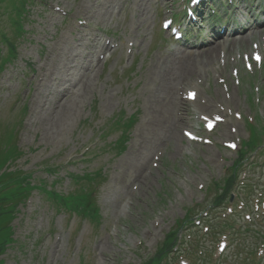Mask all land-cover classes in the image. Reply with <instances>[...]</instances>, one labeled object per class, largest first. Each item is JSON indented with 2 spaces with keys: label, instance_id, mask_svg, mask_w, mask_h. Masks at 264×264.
I'll use <instances>...</instances> for the list:
<instances>
[{
  "label": "rangeland",
  "instance_id": "rangeland-1",
  "mask_svg": "<svg viewBox=\"0 0 264 264\" xmlns=\"http://www.w3.org/2000/svg\"><path fill=\"white\" fill-rule=\"evenodd\" d=\"M188 5L189 0H0V62L8 60L0 66V141H10L16 129L20 156L9 170L31 174L36 185L19 200L12 222L17 242L1 257L4 264H145L168 233L214 203L213 183L223 191L232 172L221 178L250 133L244 159L255 150L259 159L242 166L240 178L260 186L262 177L264 185V60L260 65L250 58L264 37L256 31L264 0H220L204 26L188 18ZM170 18L175 22L164 30ZM182 25L193 32L185 40L182 29L185 35L176 40L173 30ZM242 26L247 29L238 35ZM224 35L229 39L217 38ZM192 43L198 48L190 53L213 48L215 55L183 83L173 59L188 56ZM249 58L252 69L246 67ZM201 61H195L198 68ZM85 76L91 89L75 101ZM183 86L188 102L175 109ZM67 101L71 107L64 115ZM258 142L262 146L255 149ZM1 148L0 165L7 151ZM89 174L94 181L88 182ZM47 192L91 193L96 218L58 206ZM206 222L180 229L184 236L166 261L190 263L185 252L192 235L200 240L193 251L221 259L209 264H247L233 256L231 237L225 255L217 250L219 237L199 238ZM239 225L249 259L264 264L263 248L254 253L264 229L252 225L245 232L243 221Z\"/></svg>",
  "mask_w": 264,
  "mask_h": 264
},
{
  "label": "trees",
  "instance_id": "trees-1",
  "mask_svg": "<svg viewBox=\"0 0 264 264\" xmlns=\"http://www.w3.org/2000/svg\"><path fill=\"white\" fill-rule=\"evenodd\" d=\"M16 52L17 49L14 50L13 54H15ZM16 136V129H13L9 136L10 141L3 142V138L2 142L0 141V146L7 149L6 154H3V163L0 165V264H4V258L1 257L7 253V249L12 244L17 242L15 239V231L13 230L12 222L14 221L16 211L19 210L18 206L19 204H21L19 200L22 198L26 199V197H28L29 195L28 193L36 188V185L32 184L33 178L31 174H28L26 172L24 173L20 170H9V167L12 166V162L14 161V159H17L20 156L18 146L15 144ZM239 156L240 158H238V160L232 166L233 174H231L228 177V180L224 182L223 191L219 192L218 187L220 183L218 181L213 183V187H216V193L213 195L214 204L212 205V209H210V215L209 213L206 215V217L210 216V219L208 218V220H214L216 218L214 216V214L216 215V211L213 208H216L218 205L224 204L225 201L228 200L229 189L233 187L237 180L236 172L238 171L239 166H242L244 163L245 151H243ZM89 181H94L93 174H89L88 182ZM237 185L239 186V183H237ZM253 187L254 185L250 183L243 184L242 188L245 191L243 193L244 197L247 195V192L250 193L251 190H254ZM47 193L55 199L58 206L61 205L68 210L70 209L73 212L89 219L96 218L98 209L95 207V205L90 203V199H92L91 193L90 197L86 194H76L65 197L54 192ZM5 195L7 197L4 198L3 196ZM237 218L238 217L236 213H234L233 215L229 214V216L227 214H224L219 218L216 225L210 227L209 233L207 235H199V238L205 237L209 239L214 236L213 239H215L221 233L217 231H223L228 227L234 231V227L231 226L230 223ZM190 220L191 218L189 216V218L185 219L182 225L177 227V229L173 230L172 232L168 233L165 240L161 244L163 246L158 248L154 257L146 261L145 264H163V260L167 257V253L170 251L171 247L177 245L176 241L179 239V230L187 227V223ZM245 223L247 226L252 225V221L249 222L248 220H245ZM190 224H192V222H190ZM231 236L233 237L232 252L236 261L243 256L242 262L245 261L247 264H249L250 259L247 252H245V248H242V241L234 235ZM261 236L264 238L263 234ZM199 243L200 240L197 237L194 240H187L188 245L194 246L195 244L199 245ZM188 253L192 255L191 251H188ZM193 262V264H200L201 262H206L209 264L212 261L208 256L203 257L202 255L196 253Z\"/></svg>",
  "mask_w": 264,
  "mask_h": 264
},
{
  "label": "bare ground",
  "instance_id": "bare-ground-1",
  "mask_svg": "<svg viewBox=\"0 0 264 264\" xmlns=\"http://www.w3.org/2000/svg\"><path fill=\"white\" fill-rule=\"evenodd\" d=\"M239 34H241L240 32H239ZM218 36V35H217ZM216 36V37H217ZM225 36H223V38H224ZM238 37V39H239V36H237ZM225 39H229V37H225ZM237 39V38H236ZM217 43V42H216ZM214 44V43H213ZM216 45H218V44H216ZM194 48H197V45H196V43H192V44H190V46L185 50L186 52H189V54H188V56H185L184 54H182V55H180V58H174L173 59V61H175L177 64H179V66L181 67V69H182V73H180V75H181V77L179 78V80L180 81H182L183 83L186 81V80H189L191 77H192V74H191V72H193V73H195L197 70H200V69H202L206 64L205 63H207V61H209V60H212V59H214V50H211V49H213V48H211V47H209V48H211L210 50H208V53L205 51V52H203L202 54H200L199 52H198V55L197 54H195L194 52L193 53H190V52H192L193 50H194ZM208 49V48H207ZM187 50H189V51H187ZM104 51V46H102L101 47V50H100V52L102 53ZM183 52V51H182ZM181 52V53H182ZM184 56V57H183ZM201 61L202 63H203V66L201 67V68H198L197 67V65L195 64V61ZM169 61H171V60H169ZM178 66V65H177ZM158 67V66H157ZM180 67L178 68V69H180ZM154 68V67H153ZM171 69L172 68H174L173 67V65L170 67ZM170 68H169V70H170ZM210 68V67H209ZM175 69V68H174ZM167 71V70H166ZM173 71V70H172ZM176 72H177V70H175ZM165 72V71H164ZM152 73V72H151ZM172 73V72H171ZM169 74V73H168ZM177 74H179V72H177ZM162 76H163V74H162ZM174 76V75H173ZM170 77H171V75H170ZM160 78V77H159ZM161 78H163V77H161ZM167 78V77H166ZM192 78H194V77H192ZM156 79V78H155ZM169 79V78H168ZM172 80V79H171ZM170 80V81H171ZM176 81V80H175ZM169 82V81H168ZM172 82H174V81H172ZM162 83L164 84V85H168L167 84V81H165V79L163 78L162 79ZM169 83H171V82H169ZM176 83V82H175ZM180 83V82H179ZM186 83V82H185ZM174 84V83H173ZM164 85H163V87H164ZM171 85V84H170ZM48 86V85H47ZM54 87H55V85H53ZM91 86L92 85H89V78L88 77H83L82 79H81V81H80V87H79V90L78 91H75L74 92V100L75 101H78V99L79 98H81L83 95H85L86 94V92L87 91H89L90 89H91ZM50 87V86H49ZM173 87V86H172ZM180 87V86H179ZM166 88V87H165ZM169 88V87H168ZM171 88V87H170ZM167 89V88H166ZM49 90V92L52 94L51 96H52V98H54L55 97V100H59L61 97L57 94V92H56V90L55 89H48ZM173 90H174V88H173ZM175 91V90H174ZM186 91H188V90H186L185 89V86H183L182 87V92H181V94L182 95H184V96H182V97H179L178 95H179V92L177 91L176 92V99H177V104L175 105L176 107H175V109L177 108V106H180V105H182V103H184V100L186 99V101L188 102V99H187V95H185V93H186ZM153 92V91H152ZM155 92V91H154ZM156 92H157V90H156ZM171 92V91H170ZM158 93V92H157ZM174 95V94H173ZM158 97V96H157ZM156 97V98H157ZM166 98H168V97H166ZM171 98V97H170ZM172 99V98H171ZM69 101H67V102H65V106H64V113L61 111V113H63L64 115L67 113V112H69L68 110H70V105H69V107H68V105H66L67 103H68ZM71 102V101H70ZM174 102H176V101H174ZM173 102V103H174ZM72 103V102H71ZM166 103H167V101H166ZM70 104V103H69ZM172 104V103H171ZM169 107V106H168ZM172 107V106H171ZM182 110V109H181ZM180 110V111H181ZM54 112V111H53ZM54 114V113H53ZM52 114V115H53ZM63 114H62V116H63ZM49 115H51V114H49ZM51 115V116H52ZM177 115V114H176ZM181 116V115H180ZM62 128V127H61ZM54 129V128H53ZM160 140V139H159ZM154 142H156V141H154ZM134 147V146H133ZM130 156V155H129ZM130 161V160H129ZM137 161V160H136ZM141 180V179H140Z\"/></svg>",
  "mask_w": 264,
  "mask_h": 264
},
{
  "label": "snow or ice",
  "instance_id": "snow-or-ice-1",
  "mask_svg": "<svg viewBox=\"0 0 264 264\" xmlns=\"http://www.w3.org/2000/svg\"><path fill=\"white\" fill-rule=\"evenodd\" d=\"M257 59H259V57H257ZM193 96H194V94H193Z\"/></svg>",
  "mask_w": 264,
  "mask_h": 264
}]
</instances>
